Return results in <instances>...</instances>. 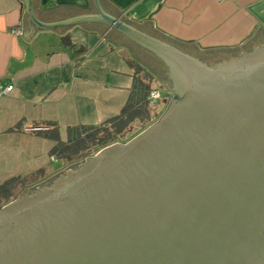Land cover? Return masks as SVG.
<instances>
[{"label":"water","instance_id":"obj_1","mask_svg":"<svg viewBox=\"0 0 264 264\" xmlns=\"http://www.w3.org/2000/svg\"><path fill=\"white\" fill-rule=\"evenodd\" d=\"M24 37L104 24L162 59L159 120L0 210V264H264V45L212 65L103 10Z\"/></svg>","mask_w":264,"mask_h":264},{"label":"crops","instance_id":"obj_2","mask_svg":"<svg viewBox=\"0 0 264 264\" xmlns=\"http://www.w3.org/2000/svg\"><path fill=\"white\" fill-rule=\"evenodd\" d=\"M99 1L108 14L214 65L264 45V0ZM33 4L36 17L45 23L94 13L92 0ZM26 21L22 0H0V82L13 86L0 98V183L24 177L31 163L43 165L33 172L45 171V160L37 156L49 153L55 143L33 127L56 130L62 140L69 129L99 126L117 117L135 77L146 78L151 89L156 82L161 95L170 84L162 59L104 24L39 30L27 41ZM18 23L22 36L10 32Z\"/></svg>","mask_w":264,"mask_h":264},{"label":"trees","instance_id":"obj_3","mask_svg":"<svg viewBox=\"0 0 264 264\" xmlns=\"http://www.w3.org/2000/svg\"><path fill=\"white\" fill-rule=\"evenodd\" d=\"M63 42L66 45L70 44L67 37L63 38ZM78 52L83 53L84 50L81 49ZM151 90L146 78L135 77L130 98L117 117L99 126H79L69 129L65 142L60 140L56 130L39 132L40 136L55 143L49 152L50 156L61 161L73 162L75 158L77 160L83 158L94 149L125 139L126 135L132 133L131 129L136 123L142 127L144 123L151 121L150 106L147 102V96ZM75 166L77 167L78 163ZM37 172L41 173V171ZM23 183L25 178L11 177L0 184V208L20 195L18 187Z\"/></svg>","mask_w":264,"mask_h":264},{"label":"rangeland","instance_id":"obj_4","mask_svg":"<svg viewBox=\"0 0 264 264\" xmlns=\"http://www.w3.org/2000/svg\"><path fill=\"white\" fill-rule=\"evenodd\" d=\"M212 65L214 66L213 63H212ZM153 85H155V88L157 90H158V88H162L161 86L159 87V85L156 82ZM168 86L171 87V84L167 85V87L162 90L163 95H161V92H160V95H161L160 100L157 103H155L154 105H152V107H150L151 108L150 109V115L152 116V119L149 123H147V124L144 123L142 127L140 124L136 123L133 126V128L131 129L132 133H129L128 135H126L125 139H123L121 141L117 140L113 143L108 144L105 147H108V146H111L114 144L124 145V144L128 143L132 138L137 136L139 133H141L143 130L147 129L149 126L156 123L159 120V118L162 116L164 111L166 110V108H167V106H168V104H169V102L173 96V93L170 91ZM66 139L67 138H64L61 141L65 142V141H67ZM105 147L94 149V150L90 151L89 153H87V156H85L83 158H79L78 160L75 158L73 160V162H67L65 160L61 161L60 159H57V158H52V160H50L51 161L50 162L49 161V158H50L49 154L50 153H46V155H45V153L39 154L37 156V160L38 161H44L45 160V162H46L44 164L45 171H41V173L39 172V174L37 171L33 172L32 170L35 169V167L39 168L40 166H43V165H38L37 163L32 165L33 163H31L27 169V170H29V172L26 171V173H24L25 176L23 178H25V183H23L22 185H20L18 187V192H20V195H18V197L16 199L11 200V202L15 201L17 199H20V198H24L28 195H32L34 193H37L38 191L40 192L41 190H44L46 188H51L56 183H58L60 181V179H62V177H67L73 171H77L82 165H84L85 163L88 162L89 158L96 156L99 153V151H101ZM39 151L42 152L41 150H39ZM55 159H56V161H54ZM75 163L76 164L78 163L77 167L75 166L76 165ZM4 206L5 205H3L0 208V210Z\"/></svg>","mask_w":264,"mask_h":264},{"label":"built area","instance_id":"obj_5","mask_svg":"<svg viewBox=\"0 0 264 264\" xmlns=\"http://www.w3.org/2000/svg\"><path fill=\"white\" fill-rule=\"evenodd\" d=\"M218 2L222 1V0H216ZM12 35L15 36H22L23 35V29H22V24L18 23V25L14 28H12L10 30ZM13 90V86L12 85H6L4 86L1 82H0V98H2L3 96L8 95L9 93H11ZM160 91L157 89H152L148 96H147V102L149 104L150 107H152V105H154L155 103H157L160 100ZM33 132H42V131H47L46 127H33L31 129Z\"/></svg>","mask_w":264,"mask_h":264}]
</instances>
